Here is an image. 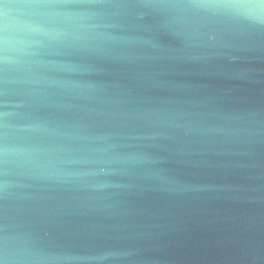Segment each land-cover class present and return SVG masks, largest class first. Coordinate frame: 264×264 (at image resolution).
I'll return each instance as SVG.
<instances>
[{
  "label": "water",
  "instance_id": "1",
  "mask_svg": "<svg viewBox=\"0 0 264 264\" xmlns=\"http://www.w3.org/2000/svg\"><path fill=\"white\" fill-rule=\"evenodd\" d=\"M0 264H264V4L3 0Z\"/></svg>",
  "mask_w": 264,
  "mask_h": 264
},
{
  "label": "snow or ice",
  "instance_id": "2",
  "mask_svg": "<svg viewBox=\"0 0 264 264\" xmlns=\"http://www.w3.org/2000/svg\"><path fill=\"white\" fill-rule=\"evenodd\" d=\"M3 2V0H0V3H2ZM260 2L262 3V4H264V0H260Z\"/></svg>",
  "mask_w": 264,
  "mask_h": 264
}]
</instances>
